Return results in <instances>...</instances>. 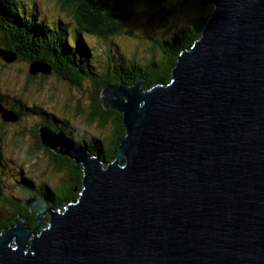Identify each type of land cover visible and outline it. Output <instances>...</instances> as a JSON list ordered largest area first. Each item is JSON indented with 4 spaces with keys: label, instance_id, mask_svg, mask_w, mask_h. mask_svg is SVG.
<instances>
[{
    "label": "water",
    "instance_id": "95a60500",
    "mask_svg": "<svg viewBox=\"0 0 264 264\" xmlns=\"http://www.w3.org/2000/svg\"><path fill=\"white\" fill-rule=\"evenodd\" d=\"M202 3L214 11L169 83L103 88L127 129L114 161L40 126L84 188L59 209L25 199L36 224L2 230L0 264H264V0Z\"/></svg>",
    "mask_w": 264,
    "mask_h": 264
},
{
    "label": "trees",
    "instance_id": "16d2710c",
    "mask_svg": "<svg viewBox=\"0 0 264 264\" xmlns=\"http://www.w3.org/2000/svg\"><path fill=\"white\" fill-rule=\"evenodd\" d=\"M38 1L0 0V51L15 54L11 62L49 67V72L29 69L28 84L47 86L55 77L75 92L64 102L68 115L63 116L36 104L27 107L23 94L0 92L3 106L18 114L9 120L0 114V164L5 151L13 150L23 170L28 164L37 176L35 181L27 179L30 191L18 198L4 194L0 177V233L13 226L18 215L35 226L36 213L23 205L25 198H44L59 209L75 202L84 188L82 165L46 146L40 126L64 131L105 163L114 161L127 129L120 111L103 106V88L134 85L141 79L143 89L169 83L178 55L191 49L214 11L212 3L202 0H52L59 14L54 19ZM115 37L128 40L126 53L114 48ZM76 93L82 97L75 98ZM19 116L24 126L17 123ZM33 117L38 118L34 126L27 120ZM76 118L94 127L80 125ZM49 217L41 228L49 225Z\"/></svg>",
    "mask_w": 264,
    "mask_h": 264
},
{
    "label": "rangeland",
    "instance_id": "374dc122",
    "mask_svg": "<svg viewBox=\"0 0 264 264\" xmlns=\"http://www.w3.org/2000/svg\"><path fill=\"white\" fill-rule=\"evenodd\" d=\"M49 1L52 0H39L38 2L40 5L46 7L48 17L49 14H52V17L55 19L59 14L54 10L53 5ZM44 12L45 11H43V13ZM61 17L63 18L65 15H61ZM92 42L95 43V49H97L98 44L96 45V41L92 40ZM128 46V40L115 37L114 48L116 49V47H118L120 53H126ZM29 69L31 68L27 62L19 63L14 61L9 63L0 57V92L16 96L23 94L27 100V107L36 104L47 111H57L61 116L68 115V111L64 108V102L70 101L71 94L73 95L75 90L73 91L67 84L59 82L55 77H51L47 80V86L46 84H44V86H39L35 83L28 84L26 74ZM74 96L75 98L82 97L80 93H76ZM5 107L12 109L9 108V105H5ZM36 119L38 118L33 117L29 120V123L34 125L37 121ZM76 120L80 125L83 124L84 126L94 127V125L82 122L80 118H76ZM95 130L98 131L97 129ZM12 151H5L6 159L3 157L1 160L2 164H0V177L3 183V192H5L4 194L8 197L18 198L21 195L24 197L25 193L30 189L26 188L24 183L20 184L19 180L20 178L28 177L35 181L37 179L35 174L36 171L31 168V166L30 169H28V164L27 171L23 170V165H20L19 158H17L18 154L15 152V155ZM14 158L17 159L14 160ZM30 172L31 176L29 174Z\"/></svg>",
    "mask_w": 264,
    "mask_h": 264
},
{
    "label": "flooded vegetation",
    "instance_id": "af4514ba",
    "mask_svg": "<svg viewBox=\"0 0 264 264\" xmlns=\"http://www.w3.org/2000/svg\"><path fill=\"white\" fill-rule=\"evenodd\" d=\"M10 108V107H9ZM24 118H23V116H22V119H21V116H19V118H18V120H17V123H19V124H21V125H23L22 123H24ZM27 120L29 121L30 119H28L27 118ZM24 126V125H23ZM32 126H34V125H32ZM13 128V127H12ZM17 128H19V129H22V127H17ZM40 199V198H39ZM41 201H43V202H45V203H47L51 208H55V207H53L51 204H49L47 201H45V199L44 198H42V199H40ZM46 223V222H45ZM44 226H46V225H44Z\"/></svg>",
    "mask_w": 264,
    "mask_h": 264
},
{
    "label": "clouds",
    "instance_id": "9594fccd",
    "mask_svg": "<svg viewBox=\"0 0 264 264\" xmlns=\"http://www.w3.org/2000/svg\"><path fill=\"white\" fill-rule=\"evenodd\" d=\"M4 107H5V105H4ZM6 108V107H5ZM11 110V109H10ZM28 177L27 178H20V180H19V182H20V184H22V183H24L25 184V187L27 188V185H28ZM22 186V185H21ZM23 187V186H22ZM2 190H3V186H2ZM28 191H30V190H28ZM27 191V192H28ZM55 209V208H54Z\"/></svg>",
    "mask_w": 264,
    "mask_h": 264
},
{
    "label": "bare ground",
    "instance_id": "6f19581e",
    "mask_svg": "<svg viewBox=\"0 0 264 264\" xmlns=\"http://www.w3.org/2000/svg\"><path fill=\"white\" fill-rule=\"evenodd\" d=\"M43 66V65H42ZM44 67V66H43ZM37 198V197H36ZM38 201H40L38 198H37ZM50 207V206H49Z\"/></svg>",
    "mask_w": 264,
    "mask_h": 264
}]
</instances>
